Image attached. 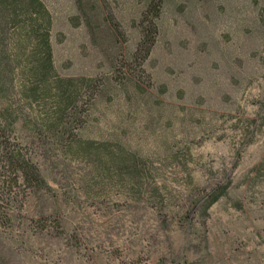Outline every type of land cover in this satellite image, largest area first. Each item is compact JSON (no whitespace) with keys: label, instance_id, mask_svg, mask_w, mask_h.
I'll return each mask as SVG.
<instances>
[{"label":"rangeland","instance_id":"374dc122","mask_svg":"<svg viewBox=\"0 0 264 264\" xmlns=\"http://www.w3.org/2000/svg\"><path fill=\"white\" fill-rule=\"evenodd\" d=\"M44 1L84 123L59 139L21 114L12 138L47 184L14 188L0 264H264V0H164L158 18L148 0ZM80 137L124 147L139 171L81 158Z\"/></svg>","mask_w":264,"mask_h":264},{"label":"trees","instance_id":"16d2710c","mask_svg":"<svg viewBox=\"0 0 264 264\" xmlns=\"http://www.w3.org/2000/svg\"><path fill=\"white\" fill-rule=\"evenodd\" d=\"M76 2L80 10V0ZM163 2L148 0L147 10L155 12L158 18ZM53 27L54 17L44 0H0V175L4 176L0 177V226L11 222L13 203L20 194L14 193L15 187L24 186L26 191L47 184L38 164L12 138L25 108L35 113V132L62 139L72 132L74 122L80 121V130L83 128L78 101L84 85L58 74ZM159 33L157 20L142 23L133 55L141 53L147 60ZM78 144L80 157L96 160L101 169L115 166L118 172L130 175L139 171L137 159L122 146L116 149L110 143L82 137ZM225 192V185L213 188L201 200L203 209L207 212Z\"/></svg>","mask_w":264,"mask_h":264}]
</instances>
